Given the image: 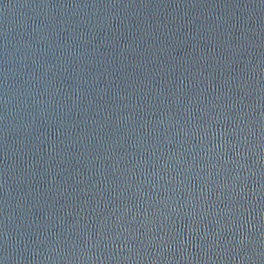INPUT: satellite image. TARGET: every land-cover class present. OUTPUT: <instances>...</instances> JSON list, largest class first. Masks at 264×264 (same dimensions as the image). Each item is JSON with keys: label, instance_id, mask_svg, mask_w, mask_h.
I'll use <instances>...</instances> for the list:
<instances>
[{"label": "water", "instance_id": "1", "mask_svg": "<svg viewBox=\"0 0 264 264\" xmlns=\"http://www.w3.org/2000/svg\"><path fill=\"white\" fill-rule=\"evenodd\" d=\"M0 264H264V0H0Z\"/></svg>", "mask_w": 264, "mask_h": 264}]
</instances>
